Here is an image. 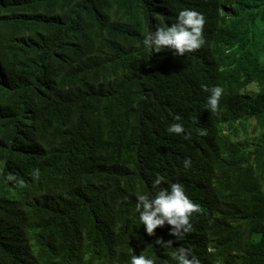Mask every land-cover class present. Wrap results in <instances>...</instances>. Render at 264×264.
<instances>
[{
    "label": "trees",
    "instance_id": "16d2710c",
    "mask_svg": "<svg viewBox=\"0 0 264 264\" xmlns=\"http://www.w3.org/2000/svg\"><path fill=\"white\" fill-rule=\"evenodd\" d=\"M185 8L201 49L144 46ZM202 85L224 89L217 113ZM158 176L201 205L191 232L141 224ZM180 247L264 264V0H0V264H177Z\"/></svg>",
    "mask_w": 264,
    "mask_h": 264
},
{
    "label": "clouds",
    "instance_id": "9594fccd",
    "mask_svg": "<svg viewBox=\"0 0 264 264\" xmlns=\"http://www.w3.org/2000/svg\"><path fill=\"white\" fill-rule=\"evenodd\" d=\"M205 24L206 18L202 13L185 8L179 11L171 26L157 25L155 31L147 34L143 43L145 47L155 53L171 49L174 55L183 56L186 53L195 52L205 45ZM202 87L205 92L210 93L207 99V109L211 113H217L224 89L221 86L209 88L207 85H202ZM175 119L179 121L180 117L177 116ZM167 131L177 135L185 133V129L180 123L171 124ZM185 138H190V136ZM183 163L185 168L190 167V158L185 159ZM38 173L37 169L36 174L38 175ZM162 181L163 177L159 176L153 181V188L157 190L154 196L137 194L135 209L139 214L141 224L150 236L155 235V230L165 224L172 226L171 235L176 237L191 232V217L194 213H202L201 205L193 202L187 196L182 183L175 182L169 184L167 188H161ZM156 243L167 247L172 246V241L165 243L162 238L158 239ZM173 259L177 261V264H201L200 260L191 253V250L184 247L175 250ZM130 264H155V260L141 253L132 255Z\"/></svg>",
    "mask_w": 264,
    "mask_h": 264
},
{
    "label": "rangeland",
    "instance_id": "374dc122",
    "mask_svg": "<svg viewBox=\"0 0 264 264\" xmlns=\"http://www.w3.org/2000/svg\"><path fill=\"white\" fill-rule=\"evenodd\" d=\"M253 92H255L256 91V89L253 87L252 89H251ZM251 131H252V127H250V129H249V131H248V134H249V136H251ZM244 137V136H243Z\"/></svg>",
    "mask_w": 264,
    "mask_h": 264
}]
</instances>
